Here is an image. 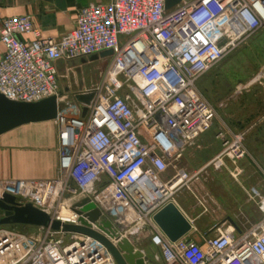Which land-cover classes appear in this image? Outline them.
Masks as SVG:
<instances>
[{"label": "built area", "instance_id": "built-area-1", "mask_svg": "<svg viewBox=\"0 0 264 264\" xmlns=\"http://www.w3.org/2000/svg\"><path fill=\"white\" fill-rule=\"evenodd\" d=\"M262 29L264 0H196L172 10L165 0L90 3L59 39L39 38L26 15L1 20L0 94L25 103L56 97L59 166L52 179L1 181L0 195L70 225L87 220L76 205L88 199L100 212L90 229L114 245L143 235L163 264H264V219L243 236L215 228L202 245L185 237L171 242L153 221L180 189L201 178V171L176 167L181 151L209 130L216 115L198 90L199 78ZM25 35L33 39L22 40ZM107 50L112 55L99 59L108 60L102 81L76 93H94L82 118L76 94L70 99L59 90L56 63ZM254 81H264V67ZM244 156L242 136L232 135L209 165L219 169L224 158ZM171 165L175 174L163 179ZM248 196L264 214V195L251 188ZM102 221L117 240L99 229ZM34 229L0 226V264H116L90 237Z\"/></svg>", "mask_w": 264, "mask_h": 264}, {"label": "crops", "instance_id": "crops-1", "mask_svg": "<svg viewBox=\"0 0 264 264\" xmlns=\"http://www.w3.org/2000/svg\"><path fill=\"white\" fill-rule=\"evenodd\" d=\"M193 1L196 0H181L179 4ZM108 2L109 0H0V21L11 16L26 15L31 18L39 38L59 39L75 27L77 14L81 8L90 3ZM179 4L167 10H172ZM20 38L27 42L33 39L31 35ZM1 51L0 48V53ZM103 61L108 63V60L94 62ZM76 63L82 64L80 61L67 63L58 61L56 66L60 70L62 64L73 66ZM232 128L230 130L220 117V137L216 138L217 134L200 135L181 151L180 158L176 162L177 168L187 172L201 171L200 180L191 182L189 189H180L175 194L176 199L174 198L173 202L192 224V230L185 239L200 245L205 238L215 235V228H229L235 236H243L264 219V214L256 203L245 198L249 187L255 186L264 190V185L256 179L253 182L243 179L237 181V176L244 171L241 159L232 162L224 158V165L219 169L209 165L221 154L223 142L230 140L232 135L238 134L242 136L245 155L258 158L264 166V115L248 123L237 121ZM212 144L216 146L217 151L206 164L202 155L208 152L207 149L213 146ZM58 166L57 127L53 121L22 125L0 135V182L52 179L58 174ZM257 170L263 171L256 164L253 171ZM226 171L236 179L237 183L229 179L220 180V172L225 174ZM175 172L174 166L173 169L168 167L162 178L168 179ZM220 189L223 191L222 195ZM197 194H201L204 204H201L198 212L192 214L185 201L188 196L197 198ZM258 214L262 216L259 218Z\"/></svg>", "mask_w": 264, "mask_h": 264}, {"label": "rangeland", "instance_id": "rangeland-1", "mask_svg": "<svg viewBox=\"0 0 264 264\" xmlns=\"http://www.w3.org/2000/svg\"><path fill=\"white\" fill-rule=\"evenodd\" d=\"M107 66L108 63L105 61L102 63H76L73 66L62 64L57 75L60 92H67L68 97L72 99L71 97L77 91L94 87L102 81ZM263 67L264 29L250 36L244 43L240 44L239 47L199 78L197 82L198 90L214 108L216 114L211 127L202 135L217 134V138L220 133V117L226 126L232 130V126L237 121L248 123L264 115V81H254ZM66 69L68 70L66 71ZM212 145L207 149L208 152H204L202 155L206 164H208V161L213 157L212 155L217 151L216 146ZM241 160L244 171L237 176V181L243 179L247 182H253L256 179L264 185V166L261 160L247 155ZM256 164L263 171L257 170L254 172L253 169L256 168ZM169 168L173 169V165L169 166ZM227 179L236 182V179L227 171L225 174L220 172V180ZM251 188H255L264 194V190L255 186L249 187L248 192H250ZM222 193L223 191L220 189V195ZM174 198L176 199L175 196ZM245 198L246 200H250L248 195H245ZM250 201L253 202L252 200ZM185 202L187 208L190 210L189 212L192 214L198 212L201 204H204L201 194H197V198L188 196ZM261 216V214H258L259 218ZM2 217L3 212L0 210V218ZM7 228L19 233H30L35 230L32 226L21 225H7ZM132 245L143 254L146 264H163L158 259L157 251L149 238L138 235V240H134Z\"/></svg>", "mask_w": 264, "mask_h": 264}, {"label": "water", "instance_id": "water-1", "mask_svg": "<svg viewBox=\"0 0 264 264\" xmlns=\"http://www.w3.org/2000/svg\"><path fill=\"white\" fill-rule=\"evenodd\" d=\"M181 0H165V9L179 4ZM112 55L111 50L104 51L99 55L91 56L89 59L80 60V63L94 62ZM94 98V93L87 95L76 94L74 99L81 104V117L87 113V106ZM58 105L55 96L48 97L39 102L25 103L8 100L0 94V135L22 125L40 123L55 120ZM76 207H81L79 214L84 213L80 218V225L61 224L51 218L43 211L33 207L31 204L20 205L15 198L8 194L0 195V210L3 217L0 218V226L26 225L32 227H49L54 231L76 233L90 237L110 253L116 264H146L143 254L136 250L126 239H121L115 245L101 233L90 229L88 222L96 223L100 212L88 199H83ZM153 221L162 233L171 241L175 242L185 237L191 230L192 224L181 213L174 203L166 204L153 216ZM99 229L109 238L118 239V236L111 230L108 221H102Z\"/></svg>", "mask_w": 264, "mask_h": 264}, {"label": "trees", "instance_id": "trees-1", "mask_svg": "<svg viewBox=\"0 0 264 264\" xmlns=\"http://www.w3.org/2000/svg\"><path fill=\"white\" fill-rule=\"evenodd\" d=\"M21 226H26V225H21Z\"/></svg>", "mask_w": 264, "mask_h": 264}]
</instances>
